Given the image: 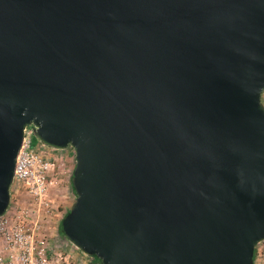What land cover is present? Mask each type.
I'll return each instance as SVG.
<instances>
[{
    "label": "water",
    "instance_id": "1",
    "mask_svg": "<svg viewBox=\"0 0 264 264\" xmlns=\"http://www.w3.org/2000/svg\"><path fill=\"white\" fill-rule=\"evenodd\" d=\"M264 0H0V215L23 128L70 147L61 236L101 264H253Z\"/></svg>",
    "mask_w": 264,
    "mask_h": 264
},
{
    "label": "built area",
    "instance_id": "2",
    "mask_svg": "<svg viewBox=\"0 0 264 264\" xmlns=\"http://www.w3.org/2000/svg\"><path fill=\"white\" fill-rule=\"evenodd\" d=\"M31 131L29 125L23 128L9 189L18 198H26L27 205L10 199L0 215V264H96L91 260L94 256L84 254L62 236L46 232L38 219L54 149L40 142L32 147Z\"/></svg>",
    "mask_w": 264,
    "mask_h": 264
},
{
    "label": "rangeland",
    "instance_id": "3",
    "mask_svg": "<svg viewBox=\"0 0 264 264\" xmlns=\"http://www.w3.org/2000/svg\"><path fill=\"white\" fill-rule=\"evenodd\" d=\"M260 101L264 106V91L260 96ZM36 143L38 141L32 138V147ZM50 153L53 166L47 176L46 195L39 208L38 219L43 228L47 230L46 232L61 237L58 222L74 200L70 185V175L74 165L73 151L70 147H66L61 150H51ZM9 193L11 201L18 200L19 203L27 205L26 198H18V193L14 190H10ZM255 246L253 264H264V239Z\"/></svg>",
    "mask_w": 264,
    "mask_h": 264
},
{
    "label": "trees",
    "instance_id": "4",
    "mask_svg": "<svg viewBox=\"0 0 264 264\" xmlns=\"http://www.w3.org/2000/svg\"><path fill=\"white\" fill-rule=\"evenodd\" d=\"M71 176V175H70ZM68 210V209H67ZM67 210L64 212V214L67 212ZM63 214V215H64ZM58 231H59V234H61V228H60V220H59V222H58ZM256 247V246H255ZM255 247H254V249H253V256H252V258L254 259V254H255Z\"/></svg>",
    "mask_w": 264,
    "mask_h": 264
},
{
    "label": "flooded vegetation",
    "instance_id": "5",
    "mask_svg": "<svg viewBox=\"0 0 264 264\" xmlns=\"http://www.w3.org/2000/svg\"><path fill=\"white\" fill-rule=\"evenodd\" d=\"M92 262H95L96 264H99L98 260L95 257H92Z\"/></svg>",
    "mask_w": 264,
    "mask_h": 264
}]
</instances>
